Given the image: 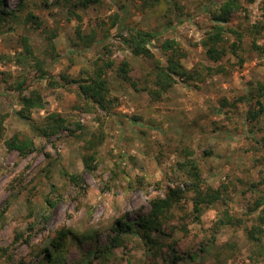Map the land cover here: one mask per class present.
Listing matches in <instances>:
<instances>
[{"label":"rangeland","instance_id":"374dc122","mask_svg":"<svg viewBox=\"0 0 264 264\" xmlns=\"http://www.w3.org/2000/svg\"><path fill=\"white\" fill-rule=\"evenodd\" d=\"M85 1L3 0L0 8L13 14L0 21V264H45L62 232L68 240L55 264H264V30L254 29L264 25V0H242L243 10L223 24L242 40L227 33L218 62L203 45L216 24L207 13L214 2L94 0L84 8ZM133 28L164 33L149 45L153 60L123 43ZM172 40L200 80L181 81L156 100L155 67L167 65L161 47ZM25 41L40 64L25 53ZM122 66L147 91L126 84ZM101 70L107 109L82 99L75 83L54 89L42 79L46 71L62 84L85 85ZM35 92L46 102L32 111L35 122L58 113L81 123L83 135H35L18 114ZM16 135L34 140L35 150L26 157L9 150ZM88 152L96 156L91 170ZM190 160L205 187L220 191L200 213L182 169ZM173 189L186 198L170 205ZM155 201L169 217L152 242L120 231V221L148 217ZM257 227L263 233L254 243L249 231Z\"/></svg>","mask_w":264,"mask_h":264},{"label":"trees","instance_id":"16d2710c","mask_svg":"<svg viewBox=\"0 0 264 264\" xmlns=\"http://www.w3.org/2000/svg\"><path fill=\"white\" fill-rule=\"evenodd\" d=\"M94 0H86L85 2H81V6L84 8L89 7L90 3H93ZM97 1V0H96ZM208 2H214V5L217 6L216 9L213 7H209L207 13L212 17V20L216 23L213 27L212 32L209 33L207 40L203 43L205 49H207V57L213 61L218 62L220 58L221 51L219 50V44L225 41V35L227 33H233L239 36V42L242 40V36L236 31L231 28L223 26V24H227L230 21L231 14L235 12H239L243 10L244 6L242 5V0H207ZM249 3H254L256 0H246ZM156 2V1H155ZM3 0H0V8L2 6ZM78 4H74V8H76ZM13 14H2L0 12V21H4L6 17H9ZM74 15V14H73ZM28 19H37L32 14H29ZM116 24V23H114ZM254 29L257 31V34L261 33V29L264 30V25L255 26ZM163 32H144L138 29L133 28L130 31V35L128 38H124L123 43L126 47L137 57H146L148 59L153 60L155 58L154 53L150 50L149 45L153 42L160 41V38L163 36ZM56 32L49 37L52 40L56 37ZM48 39V40H49ZM25 53L29 54L33 57V61H36L34 57V53L31 46L28 44L27 41L24 42ZM55 50V47L52 46ZM91 47L90 43L87 48ZM237 48H239V44H233V51L237 53ZM256 49L261 51V48L257 47ZM161 50L165 53H168L167 65L161 66L157 64L155 67V86L157 89L150 92L152 97L156 100L161 99L164 93H167L173 86L179 84L181 81L184 83H190L194 80H200L201 74L197 72H191L182 64V54H180L179 49L177 48L175 41H166L162 44ZM58 57L52 56V59H57ZM108 67L113 68V64H108ZM42 70V69H41ZM119 75L122 80L128 84L134 91L140 92L142 90L147 91L145 89H141L139 87V83L134 80L129 71L124 67H120ZM104 71L101 70L96 78H93L87 84L83 85L80 81L73 80L68 82L67 84H62L61 81L57 80L55 77L48 76V72H43L42 79H49V85L54 88H62L68 89L69 85L75 83L79 88V96L86 100L87 103L92 105L96 104L103 109H107V84L105 79L103 78ZM62 81H65L64 78H61ZM19 90V89H18ZM22 92V91H21ZM259 92L262 94L264 92V87L259 88ZM260 105L259 113L263 111V104L262 102L258 101ZM45 99L44 97L35 92L30 97H26L21 102V110L18 112L19 116L30 123L32 128V132L39 137L51 138L53 136L59 135L63 131H67L72 135V137L80 138L83 134H78L83 132V126L79 122H71L70 120H66L58 113H53L48 115L43 122L40 124L35 122L32 117V111L34 109H43L45 107ZM256 111V110H255ZM255 113L254 111H250V115ZM259 114H256L258 116ZM6 146L11 151H18L19 154L23 157L28 156L35 150V143L34 140L28 138L27 136L21 137L20 135H16L10 140L6 142ZM96 160L95 153L90 154L84 157V162L87 169H92L91 165ZM182 169L186 173V180L192 184L193 192L195 193V203H196V213L201 212V205L208 204L213 205L215 202L219 201L220 199V191L215 190L212 187L208 186L205 187V182L202 178V174L199 172L200 169L195 161H188V163L182 165ZM69 177L68 174H66ZM185 181V178L183 182ZM206 189V190H205ZM168 197L170 200H167V204L173 202L175 197L178 201L185 199L180 193L176 192V189L170 190L168 192ZM171 205V204H170ZM165 206L160 201L153 202L152 210L148 217H140L136 219L134 222L132 221H120L122 233H135L138 235H142L148 242H152V234L156 231H160L163 228L164 219L169 217V212L165 210ZM227 224H233V218L231 216H227L226 218ZM223 224V220H221ZM220 221V222H221ZM264 222V219H263ZM258 230L249 231V237L252 242L256 243L260 240V237H257L256 233H263L261 227H257ZM19 239V235L17 236ZM68 240V234L65 232L60 233L56 236L51 243L52 249L48 248L45 251L44 261L45 264H55L57 262V257L60 252L66 247ZM4 256L8 255L6 251L2 252ZM55 253L57 257L54 256ZM10 259V258H9ZM9 261V260H8ZM10 262V261H9ZM11 264V263H10ZM12 264H15L13 262ZM17 264H26L25 262H20Z\"/></svg>","mask_w":264,"mask_h":264}]
</instances>
